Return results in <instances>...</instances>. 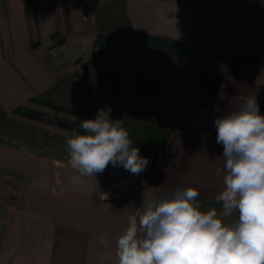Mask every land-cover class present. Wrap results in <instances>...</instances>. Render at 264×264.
Wrapping results in <instances>:
<instances>
[{"label": "crops", "instance_id": "obj_1", "mask_svg": "<svg viewBox=\"0 0 264 264\" xmlns=\"http://www.w3.org/2000/svg\"><path fill=\"white\" fill-rule=\"evenodd\" d=\"M100 2L0 0V264H264V70L241 1L127 0L131 31L95 33ZM217 22L226 57L201 44ZM129 166L137 185L104 196Z\"/></svg>", "mask_w": 264, "mask_h": 264}, {"label": "trees", "instance_id": "obj_2", "mask_svg": "<svg viewBox=\"0 0 264 264\" xmlns=\"http://www.w3.org/2000/svg\"><path fill=\"white\" fill-rule=\"evenodd\" d=\"M244 18L253 35L260 61L264 70V0H240ZM93 31L95 33H122L131 31V21L127 14V0H101L95 9ZM156 42L161 52L172 54L174 40L157 36ZM129 166L126 172H129Z\"/></svg>", "mask_w": 264, "mask_h": 264}, {"label": "rangeland", "instance_id": "obj_3", "mask_svg": "<svg viewBox=\"0 0 264 264\" xmlns=\"http://www.w3.org/2000/svg\"><path fill=\"white\" fill-rule=\"evenodd\" d=\"M193 10H194V13H196V15H198L197 21L199 20V22L201 24L203 20H201L200 12H198V10L195 9V7H193ZM230 38H232V23L227 24L224 22H217V23H215L213 29L207 35H205V33H203V37L201 39V44H204V43L209 44L211 46L212 50L214 51L213 53L218 54V55L224 54V56L226 57V54L229 53V51H228L229 46L232 47V44L229 45V39ZM254 45H255V43H254ZM251 47L252 46L248 47L249 52L251 51ZM231 52H232V50H231ZM164 54H166V53H164ZM250 54H251V52H250ZM206 78H207V76H206ZM204 79H205V77H204ZM215 80H217L216 76L209 74V81L199 83L198 89H200V90L212 89V86L214 84L213 82H215ZM227 86L228 85L225 84V85H223V87L221 89L223 90V88L227 87ZM193 88H196L194 83H193ZM118 169H119V171H117L115 169V171H117L115 173L116 175L112 176L111 178L108 179V188H107V191H104V196H106V197H116L117 196L118 193L113 192L114 187L118 188L119 186H126L129 183V181L133 182L134 185H137V183H138V179L133 174H131L130 171H129V174H128V172L125 173L126 175L122 174L123 172H125L124 170L127 169L126 167L118 168ZM130 175L134 176V179H130L129 178Z\"/></svg>", "mask_w": 264, "mask_h": 264}]
</instances>
